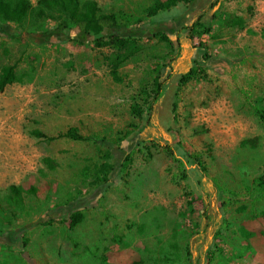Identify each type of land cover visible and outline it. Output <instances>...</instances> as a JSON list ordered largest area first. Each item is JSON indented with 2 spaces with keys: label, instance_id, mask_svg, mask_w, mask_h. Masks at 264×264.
<instances>
[{
  "label": "rangeland",
  "instance_id": "rangeland-1",
  "mask_svg": "<svg viewBox=\"0 0 264 264\" xmlns=\"http://www.w3.org/2000/svg\"><path fill=\"white\" fill-rule=\"evenodd\" d=\"M93 1L117 16L128 50L77 27L59 35L55 19L5 24L0 36V73L14 65L19 78L0 92V264H198L190 255L204 247L201 264H264V13L226 6L264 0H221L226 21L218 13L192 39L239 71L204 68L208 79L183 87L181 23L196 2L220 0L157 13L169 0ZM239 10L245 29L226 23ZM72 128L90 140L60 138ZM13 187L36 193L17 199ZM75 210L84 219L74 226Z\"/></svg>",
  "mask_w": 264,
  "mask_h": 264
},
{
  "label": "trees",
  "instance_id": "trees-1",
  "mask_svg": "<svg viewBox=\"0 0 264 264\" xmlns=\"http://www.w3.org/2000/svg\"><path fill=\"white\" fill-rule=\"evenodd\" d=\"M218 2H221L218 1ZM177 1L169 0L165 3H159L155 9V12L169 10ZM37 18L40 20H51L55 19L59 21L55 28V32L59 35H64L65 31L70 27H77L80 30L82 36L93 37L94 42L101 46H111L119 51H125L129 49V38H124L118 31L121 25L118 21L117 16L114 14H103L96 1L93 0H38L37 4L34 5L31 0H0V36H10V33L5 27V24H18L22 25L29 18ZM225 21L227 16H222ZM216 18V17H215ZM227 25L232 27H240L245 29L246 23L237 17H233L226 22ZM229 23V24H228ZM208 24L202 20H198L191 28V38L199 28H207ZM108 30V42L105 41L102 33ZM208 30V29H207ZM102 42V43H101ZM211 57L206 52L204 60L208 61ZM117 65L113 66L112 76L117 80ZM158 77L156 79V94L153 99V105L163 96V88L165 83L162 81L163 68L158 69ZM208 79V75L205 73V69L202 66H197L188 71L187 74L181 77L180 87L186 86L192 81L198 79ZM19 81L16 73V66L9 65L5 66L0 73V92H3L9 85H12ZM152 105V106H153ZM258 115L264 121V110H258ZM33 135L44 138L48 141H55L56 137H47L41 132H34ZM60 138L72 139L74 141H88L90 138L84 137L78 134V129L72 128L66 133L60 135ZM170 149V147H166ZM48 164H52L47 161ZM199 163V162H198ZM200 167H202L199 164ZM53 167V166H52ZM112 175L107 173L103 178L100 179L99 187H105L111 182ZM258 183L264 187V176L259 178ZM14 198L17 199L21 193L35 194V187L25 190L23 188L13 187ZM84 219V215L80 210H75L69 217L72 225L81 223ZM248 236L253 238L256 236L254 233H249Z\"/></svg>",
  "mask_w": 264,
  "mask_h": 264
},
{
  "label": "crops",
  "instance_id": "crops-1",
  "mask_svg": "<svg viewBox=\"0 0 264 264\" xmlns=\"http://www.w3.org/2000/svg\"><path fill=\"white\" fill-rule=\"evenodd\" d=\"M223 3V1H198L196 2V4H194V7L191 8L190 12L187 13L188 18L186 23H181L182 28L180 31V58L178 59V65L180 66V79L184 74L187 73V71H190L192 68L197 66L208 68L209 71L212 69L218 74L228 73V70L231 67L232 69L235 68V70L237 69V71H239L240 62L238 60H233L224 54L219 57H211L208 61H205L204 57L207 50L202 47H196L194 42H197L198 39L195 38V40H193L190 37L191 28L196 22H198V20H202L207 24H214L219 19L220 15H226L222 12L220 13L221 7L222 5H224ZM248 5H254L256 7L257 12L264 13V1H228V3H226V6L230 7L231 10L234 12H236L237 9L244 10L241 7ZM218 13H220L219 16L217 15ZM236 17L244 22L248 21L246 13L240 10L239 12L237 11ZM257 24L258 21L257 19H255V23L250 28H255L254 26H256ZM231 80L232 82H234L236 90L239 89L241 91H238L241 92V94H243L244 96L247 95L245 91H242V89H240V86H242L241 78H239V80L237 78ZM248 98L251 99L250 97ZM255 109L258 113L259 108L255 107ZM255 237H257V235ZM199 242L201 243V239L198 237V239L196 240V244L193 246V248L195 247L197 249V245L199 244ZM200 250L202 252L201 257L200 254L199 257L197 256L198 251L190 255L191 259L193 261L196 260L198 264L207 261V247H204L203 249L201 248ZM196 256L198 257L197 259ZM254 264H257L256 260Z\"/></svg>",
  "mask_w": 264,
  "mask_h": 264
},
{
  "label": "built area",
  "instance_id": "built-area-1",
  "mask_svg": "<svg viewBox=\"0 0 264 264\" xmlns=\"http://www.w3.org/2000/svg\"><path fill=\"white\" fill-rule=\"evenodd\" d=\"M200 40H198L197 42H199ZM204 41H206V39L204 40Z\"/></svg>",
  "mask_w": 264,
  "mask_h": 264
}]
</instances>
